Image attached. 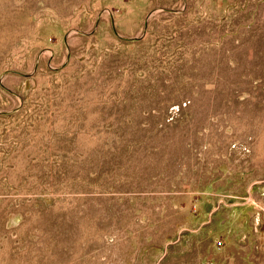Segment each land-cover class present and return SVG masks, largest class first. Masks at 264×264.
I'll return each mask as SVG.
<instances>
[{"label": "rangeland", "instance_id": "obj_1", "mask_svg": "<svg viewBox=\"0 0 264 264\" xmlns=\"http://www.w3.org/2000/svg\"><path fill=\"white\" fill-rule=\"evenodd\" d=\"M0 264H264V0H0Z\"/></svg>", "mask_w": 264, "mask_h": 264}]
</instances>
